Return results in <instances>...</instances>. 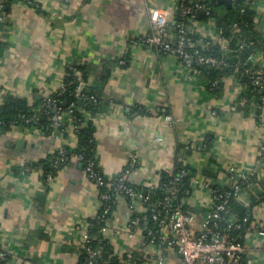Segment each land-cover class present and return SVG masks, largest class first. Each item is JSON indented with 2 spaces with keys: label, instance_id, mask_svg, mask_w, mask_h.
<instances>
[{
  "label": "crops",
  "instance_id": "1",
  "mask_svg": "<svg viewBox=\"0 0 264 264\" xmlns=\"http://www.w3.org/2000/svg\"><path fill=\"white\" fill-rule=\"evenodd\" d=\"M177 2L14 0L0 20V104L11 96L38 103L56 94L69 69L86 66L87 79L77 75L85 92L96 91L101 99L98 111L86 117L102 174L115 179L128 170V181L144 188L187 166L189 197L183 205L203 220L215 202L208 184L223 187L264 161V119L256 117L257 107L242 110L246 89L235 78L213 92L183 61L143 42L150 30L148 8L174 10ZM256 11L264 28V0ZM191 30L220 41L214 20L195 21ZM263 61L259 56L256 62ZM77 143L70 130L61 139L35 128L0 133V248L9 256L4 264L80 263L89 222L101 207L100 190L76 159L50 180L39 166L60 145ZM259 208L263 217L262 202ZM148 214L142 200L117 196L103 234L119 259L146 260L150 222L141 218ZM137 218L140 224L133 225ZM247 246L253 262L264 264V238L252 233ZM179 259L172 250L168 263Z\"/></svg>",
  "mask_w": 264,
  "mask_h": 264
},
{
  "label": "trees",
  "instance_id": "2",
  "mask_svg": "<svg viewBox=\"0 0 264 264\" xmlns=\"http://www.w3.org/2000/svg\"><path fill=\"white\" fill-rule=\"evenodd\" d=\"M13 1L14 0H3L2 2L0 0V3L2 2L3 4L0 19L6 16L8 13V9L6 8H8ZM258 1L259 0H231V6L228 7L222 4L221 0H204V2L212 8V16L207 17L198 14L193 19H185L189 32L187 36L191 39L188 50L190 52L199 50L204 56L214 57L223 62L219 66L212 67L207 65L201 66L197 60H195L192 65L193 72L199 74L205 81L207 88L213 92H218L219 83L226 78H235L246 89V94L244 96V101H246V103H243L244 107H242V110L252 112L253 109L257 107V118L260 117L261 114L260 106L263 93L254 85L253 80L262 67L258 62L250 61L249 57L259 52H264V28L262 27V22H260L259 13L256 11ZM175 9V20L179 22L182 20V15L178 7ZM202 20L215 21L216 31L220 41L218 40L215 42L210 39L200 38L191 30L195 21L199 22ZM175 33L176 29L173 31L169 30L170 35H174ZM242 42L247 43V46L240 49ZM1 45H3V43H0V46ZM87 71V67L84 65L75 66L67 71L63 80L66 91L60 95L57 93L55 94L54 98L58 99V103L54 108H48V101L46 99H41L38 103L30 104L26 98L14 96L7 97L3 104H0V133L11 131L14 127L35 128L40 133H43L46 138H54L52 117L56 113H65L70 108H73L74 111L71 120L78 127L77 131L74 132L78 139L76 148L83 155V160L80 162H82L84 167H86L88 162L93 160L98 164L94 136L95 131L91 121L87 119L86 113L97 112L100 107L99 104L101 99L96 91H91L89 93L84 91L81 94L77 92L81 84L77 74L78 72L81 73L82 79L85 80L87 79ZM253 99H255L254 103ZM23 116H25V118H33V120L26 122ZM62 133L63 135L67 134L65 126ZM66 147H68V149L71 148L70 146ZM59 158V153L55 151L52 157L41 160L39 166L47 175L52 174L54 176L62 167L74 159L72 156L68 155L65 156L62 161H60ZM261 158H264V155L261 154ZM55 165H58L59 168H55ZM97 167V170H100L99 166ZM182 169L191 171L187 166H178L175 175L164 174L161 182L154 187L142 188L132 184L130 181H127L126 184L131 188L142 191L146 196H149L150 200L146 205L154 210L161 209V207H157V203L169 198L170 190L179 188L178 198L171 199L170 204L171 206L181 205L183 209L187 211L186 207L183 205V201L189 197L186 191L189 189L190 176L179 178ZM254 178L256 187L259 188L258 192H260L256 199H259V201L255 205H259L261 202L264 204V179L259 177V175H255ZM174 181L175 183L173 184L172 182ZM100 192L110 194L111 202H103L97 216L89 222V245L93 250L98 252L94 264H148L142 256H125L119 259L114 255L113 247L110 241L105 238L102 229L110 221L111 215L115 209V200L119 193L104 187L100 188ZM252 196L255 199L253 194ZM106 206L110 207V212L105 215L104 210ZM248 209L249 208H247L240 199H233L231 201L232 214L239 219L252 215L251 212L247 215ZM147 228L156 230L158 224L150 221ZM146 229L144 231L145 235L147 234ZM145 242L147 241L145 240ZM171 251L172 249L169 250L170 254ZM88 257L89 254L85 248L79 264H86ZM7 260H9V256H7L5 260H0V264L6 263Z\"/></svg>",
  "mask_w": 264,
  "mask_h": 264
},
{
  "label": "built area",
  "instance_id": "3",
  "mask_svg": "<svg viewBox=\"0 0 264 264\" xmlns=\"http://www.w3.org/2000/svg\"><path fill=\"white\" fill-rule=\"evenodd\" d=\"M1 1L3 2V0ZM2 2L0 3V14L3 8ZM176 7H178L182 15V20L176 23V33L174 35L169 34V27L171 19L175 18L176 9L148 8L150 30L142 37L143 42L168 53L175 59L183 61L190 68H192L195 60L201 66L215 67L221 65L223 62L217 58L204 56L199 50L193 52L188 50L191 39L187 36L189 32L185 19H193L202 13L207 17H211L213 14L212 8L204 0H178ZM3 18L1 17L0 20ZM245 46H247V43L242 42L240 49L245 48ZM257 54L250 56L249 60L256 62L259 56L264 57V52ZM260 65L262 69L255 76L253 83L263 93L259 117L262 122L264 119V61ZM65 91L66 87L62 82L56 93L60 95ZM77 92L79 94L80 90L78 89ZM54 96L46 98L48 108H54L57 105L58 99L54 98ZM73 111L74 109L70 108L67 112L56 113L52 117L54 139L63 137L64 126L65 131H77L78 127L71 120ZM23 117L26 122L33 120V118ZM56 151L60 155V161L64 160L67 155L78 161L83 160V155L76 147L68 149L65 145H60ZM259 152L260 155H264L263 140L260 143ZM97 166L98 164L93 160L87 163L84 170L89 179L98 186L99 190L104 187L126 195L131 200H142L145 203L150 200V197L146 196L142 191L131 188L126 184L128 181V170H124L115 179H109L100 170H97ZM55 168H59V166L55 165ZM188 175L189 171L182 169L179 178ZM255 175H259V177L264 179V161L259 167L244 174L240 179L228 182L223 187L213 183L208 184L207 187L214 195L215 202L212 210L203 220L199 219L195 214L185 211L181 205L171 206V199L178 198L180 189L170 190V197L157 203V207H161L160 210L149 208L148 216L141 218L143 221H153L158 224L156 230L146 229L147 234L144 239L147 241L146 248H149L146 262L148 264H167L170 260L169 250L172 249L180 258L175 264H255L249 255L247 238L252 233L256 237L264 238V216H260L259 205H255L259 200H256L257 196L253 194L256 187ZM47 177L50 180L53 175L48 174ZM172 183L174 184L175 181ZM252 194L255 199L251 198ZM233 199H240L249 208L247 215L250 212L252 215L239 219L232 214L231 201ZM100 200L101 205L103 202H111V196L106 192H100ZM109 212L110 207L106 206L104 214L106 215ZM138 224H140L139 218L133 222V225ZM102 231L103 233L108 231V224ZM84 247L89 254L86 264H94L98 252L89 245L88 235L86 236ZM7 256V252L0 248V260H5ZM19 264L24 263L20 262Z\"/></svg>",
  "mask_w": 264,
  "mask_h": 264
},
{
  "label": "water",
  "instance_id": "4",
  "mask_svg": "<svg viewBox=\"0 0 264 264\" xmlns=\"http://www.w3.org/2000/svg\"><path fill=\"white\" fill-rule=\"evenodd\" d=\"M221 3L224 4V5H226V6H228V7L231 6V0H221ZM201 16H204V14L202 13ZM176 23H177V21L175 20V21L173 22L172 28L176 26ZM3 25H4V22L1 21V22H0V27H2ZM220 85H222V82H220ZM84 91H85V85H81V86H80V93H82V92H84ZM66 103H67V102H66ZM19 144H21V142H19Z\"/></svg>",
  "mask_w": 264,
  "mask_h": 264
}]
</instances>
